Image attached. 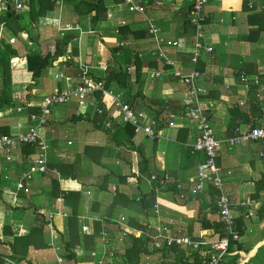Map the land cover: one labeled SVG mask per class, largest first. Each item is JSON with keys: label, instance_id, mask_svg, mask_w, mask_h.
I'll use <instances>...</instances> for the list:
<instances>
[{"label": "crops", "instance_id": "0c3cea01", "mask_svg": "<svg viewBox=\"0 0 264 264\" xmlns=\"http://www.w3.org/2000/svg\"><path fill=\"white\" fill-rule=\"evenodd\" d=\"M30 1L28 0V3ZM54 1L53 9L37 22H33L29 17L30 7L16 10V14L20 15L19 19L12 23L16 34L0 22V46L7 44L16 52V56L10 59L11 104L0 109V127L8 128L11 134L15 132L17 123H21L23 128L30 127L32 124L29 116L39 112L43 99L66 87L77 86L81 82L82 69L87 71L91 80L102 81L106 89L118 93L122 99L124 96L130 98L141 93L143 98L137 97L133 103L137 111L156 112L153 110L156 108V100L176 103L179 101L182 88L179 81L172 76V72L174 69L191 71L193 66L190 56L179 52L170 56L168 49H165V57L173 64L165 65L148 36L138 41L127 39L122 42L118 27L128 26L133 31H145L150 24L159 31L158 36L165 41H174L175 39H170L171 36L181 37L188 30L190 37L192 30L186 24L189 0H131L135 4L144 5L143 13L128 11L127 0L124 5L106 0V18L98 22L92 21L94 13H76V5L80 0ZM14 3V0H0V17H4ZM245 3L247 6L253 4L254 8L248 6L249 10L245 11ZM260 3L261 0H208L205 8L206 23L202 41L211 46L213 52L203 54L196 68L201 74L199 83L207 92L203 97L202 108L217 139L228 138L227 128L231 121L229 110L236 105L245 107L243 110L248 113L247 120L253 119L251 115L257 117L255 122L252 120L255 127L264 128V31L260 33L257 41H248L250 31L256 27L247 22L249 16L262 13L256 7ZM68 27L70 29H67ZM63 38L67 41L64 55L52 61L39 77L33 78L32 73L27 70V56H53L57 42ZM123 47L131 51L130 60L137 55L142 61L138 81H135V70L128 74L131 89L129 94L117 89L114 83L106 86L105 82L110 68H118L120 64L123 69L126 68V72L129 67H134L132 63L124 64L121 53L117 52L114 57L110 53L111 49ZM153 72L159 73L160 76L151 78L150 74ZM242 73L247 74L249 79L258 76L259 85L245 88L239 81ZM0 90H3L1 73ZM97 94L94 93V96ZM251 101H256L259 105V110L255 113L248 109L250 104L254 103ZM73 102L75 111L71 114L65 112L67 118L64 120L71 124L75 121L93 123L85 141L81 136L82 131L80 138L77 131V139L82 144L79 150L71 148L73 143L70 140L67 141L66 147L60 145L59 134L52 122L50 126L48 119L47 127L39 130L46 147L44 153L48 167L59 172L60 177L49 174L41 176L37 181L27 182L26 186L30 190L28 195L22 190L2 189L0 254L5 255V259L9 258L13 264H53L54 255L49 247L47 226L44 229L47 250L28 249L23 261L15 262L12 259L8 243L12 238L2 235L3 227L11 225L13 237L26 236L34 224L35 209L40 210L48 223L52 224L58 235V245L64 249L62 237L65 234L66 219L70 216L72 208L66 207L61 197H51L53 178L57 179L60 191L79 193L78 219L81 232L86 236L92 234L96 220L101 227L99 235L94 239V248L85 250L82 243L76 245L73 250L75 259L67 264H113L117 253L127 248L128 235L139 238L146 233L153 235L157 229L179 236L191 232L194 237H200L202 229L197 220L198 212L199 218L219 221L214 208L216 194L212 195L211 190L206 191L201 198H196L183 192H175L172 187L159 189L155 194L163 206L155 205L149 218H144L126 207L124 204L127 198L138 200L140 192H147L155 187L154 183L147 182V175H141L138 171L141 161L139 153L131 151L132 168L129 174L118 152L110 145L109 136L97 128L94 113L91 119L90 113L94 109L85 103L80 104L76 100ZM17 108L21 110L18 112ZM251 124L240 126V131H245ZM185 128L187 132H182V141L177 138L179 129L167 128L157 142L147 140L141 133L135 134L133 142L135 147L143 149L150 169L165 171L188 192L187 189L192 186L189 179L195 177V168L203 161V155L192 148L200 134L198 126L191 124ZM139 134L142 138L138 141ZM146 142L151 143L150 147ZM25 146L31 147L32 152L31 148L24 151ZM159 146L160 151H157ZM86 147L103 149L99 164L91 162L85 156ZM226 148L220 151L217 162L240 235L239 240L235 242L240 248L233 249V255L229 257L238 256L236 264H264V191L256 198L252 196L255 193V183L264 175V158L260 156V152L264 150V142L247 141L231 146L230 149ZM39 153L40 149L36 145H21L11 150L9 155L12 162H8L7 155L0 152L1 186L7 180L11 182L9 185L7 183L8 187L13 186V183L15 186L16 180L28 171L32 160ZM80 159L88 165H81ZM60 165L74 166L77 179L62 178L58 170ZM124 175L128 176L127 179L125 182L120 181L118 177ZM118 194L122 196L115 200ZM34 197H38L37 203ZM164 205L177 206L183 214L173 212ZM62 214L65 216H61ZM131 217L142 226L146 225L147 231L142 233L140 229L128 226L125 220ZM82 227L87 228V232H84ZM102 232L104 235H101ZM204 233L209 234L210 231L205 230ZM212 239L215 237L208 240ZM148 257L141 259L140 264L146 263L145 259ZM120 258L122 260L121 255ZM157 259L158 256L153 258L154 264L159 261ZM120 264H123V260Z\"/></svg>", "mask_w": 264, "mask_h": 264}, {"label": "trees", "instance_id": "16d2710c", "mask_svg": "<svg viewBox=\"0 0 264 264\" xmlns=\"http://www.w3.org/2000/svg\"><path fill=\"white\" fill-rule=\"evenodd\" d=\"M106 0H80L78 4L76 5V13L78 15H86L90 13H94V17L92 19L93 22H98L100 20H103L106 18ZM112 3L114 4H125V0H111ZM27 2V7L29 8V17L33 22H37L40 17H43L48 11L52 10L55 1L54 0H31L28 3ZM144 6V5H143ZM191 9V5L188 10V21L186 24L190 27V29L194 30L193 26L190 23V16L189 12ZM243 9L245 11L249 10L247 4H244ZM20 15L16 14V8L15 5L13 7L8 8V12L4 17H0V22L4 23V25L9 28L14 34H16V31L14 30L12 23L16 22L18 20ZM248 24L250 26H255L253 30L250 31L248 41L250 42H255L257 41L259 35L261 32L264 31V13L261 14H254L248 17L247 20ZM206 23V22H205ZM150 27V25H149ZM148 30H140V31H133L130 30L128 26H121L118 27V33L120 40L122 42H126L128 40L132 41H138L141 39H145L146 36H148L152 42L153 37L149 35ZM190 30V31H191ZM189 30L188 32L182 34V36L186 35L189 37ZM66 39L59 40L56 44V50L53 54V56L46 55L44 57H41L37 54H31L27 56V70L32 73L33 78L39 77L41 72L48 67V65L51 64L52 61H54L56 58L62 57L64 55V48L66 46ZM153 43V42H152ZM186 48L184 51H176L181 54H185L190 56V54L187 52ZM121 53L123 57V62L124 64H129L132 63L134 65V70H135V81H138L140 78V70L142 66V61L140 58H138L137 55L132 57V60H130V55L131 51L127 47L123 48H116V49H111L110 53L114 57L116 53ZM16 56V52L11 49V47L7 44L0 46V73H1V79H2V84H3V90H0V109L4 108L6 105L11 104V75H10V59L11 57ZM126 69V68H125ZM125 69L121 67V65H118V68H110V71L107 73V76L105 78L106 86L109 85V83H114L117 86V89L125 91L126 94H129L131 92V89L129 87V82H128V74L127 71L125 72ZM197 69V68H196ZM248 76L247 74H241V76ZM240 78V77H239ZM178 80V79H177ZM182 90H184L183 86L180 84ZM98 96V95H97ZM125 97V98H124ZM123 100L125 102H128L129 104L134 106V100L139 97H142L141 93H138L134 96H131L128 98V96H124ZM205 97V96H203ZM201 99V103L203 105V98ZM143 98V97H142ZM108 102V99H106ZM254 102V101H251ZM156 103V112H152L153 115L155 116L156 122H157V129H162L163 131L167 129V123H168V114L172 111L177 112L181 110L182 104L180 100L176 102H170V101H164V102H158L157 100L154 102ZM252 107V108H251ZM245 107H242L240 105H236L232 108H230L229 113H230V125L227 128L228 130V138L230 139L233 137H236L239 135L240 131V126L246 125L249 123H252L250 125L251 128H254L255 126L253 125L254 122L256 121L257 117H254L251 115L253 118L252 120H247L246 118L248 117V113L244 112ZM252 110L253 113L257 112L259 110V105L255 101L253 104L251 103L249 108ZM151 110V111H153ZM247 110V109H246ZM251 112V111H250ZM233 117V118H232ZM95 118L97 119V128L100 129V131L106 132V134L110 138V145L113 146V148L118 152V156L122 159L121 162L127 170V172L130 174L131 173V158L130 154L132 150H135L139 153V156L141 157V161L138 165V171L141 175H147V182L150 184V177L155 176L156 179L152 181L154 183L155 187L150 188L149 191L147 192H140L138 200L135 198L128 199L126 200V203L124 204L126 207L129 209H132L134 212L137 214L143 216L144 218H149L151 214V210H153V207L157 205L158 207H162L163 204L160 202L159 199L156 198L155 194V188L158 189H164L168 187H172V189L175 192H180V194H190V191L188 188V192H185V189L181 184H179L177 181H173L172 178L166 173L165 171H159L157 169H150L148 166V160L145 157V153L142 148L135 147L133 138L135 136V132L133 130V127L130 125H114L113 128L107 129L104 127V122L106 120L105 116H97L95 115ZM249 118V117H248ZM179 129L177 138L178 141H182V132L186 133V128L183 126H177ZM170 129V128H169ZM142 134V133H141ZM0 135H11L10 131L8 128L3 129V127H0ZM162 138V137H161ZM161 138H155L151 142H157ZM216 138V137H215ZM223 140V139H219ZM262 142V141H258ZM240 144V143H239ZM238 145V144H236ZM232 145V146H236ZM229 147L225 142L222 143L221 150L223 148ZM31 147L25 146L23 149L29 150ZM227 149V148H226ZM32 148L30 152H32ZM220 150V151H221ZM220 151L217 153V159L219 157ZM102 152L103 149L97 148V147H86L84 149V154L87 156L91 162L95 164H99L101 162L102 158ZM203 155V154H202ZM204 159V156H203ZM217 165L218 162H217ZM127 168V169H126ZM58 170L61 172V177L64 178L65 180L71 179V180H76L77 175L76 173L74 174L75 167L70 166V165H60L58 167ZM196 170V168H195ZM221 171V168H220ZM221 176V174H220ZM128 176H119L118 179L120 181H124L127 179ZM0 182V202L2 200V189L3 186H1ZM52 185V190H51V197L53 199L57 197H61L65 203L66 207L72 208V212L70 216L66 219V227H65V234L62 237V240L64 242V249L61 248L60 255L64 259V263L67 264V262L72 261L75 259V252L73 251L75 246L78 244H81L85 250H91L94 248V239L96 238L97 235H99L101 227L99 222L97 220L93 224V233L90 235H84L81 232V224L78 219V201H79V193L75 192H63L60 191L59 185L57 182V179L53 178L51 181ZM65 185V183H64ZM180 186V188H178ZM212 191V195L216 194V198L219 195L218 192L212 187V186H205V192L206 191ZM264 191V175L261 176V179L255 183V193L252 195L254 198L258 197L259 193ZM204 192V194H205ZM122 196L117 195L115 200ZM203 195L200 196H193L196 198H201ZM60 198V199H61ZM165 208L179 213L183 214L182 210L179 207L175 206H165ZM214 208L217 212L216 205L214 203ZM35 220L34 224L30 229V232L27 233L26 236H20V237H13V232H12V227L11 225L9 226H4L2 230V235L6 238L11 237L12 240L8 241L9 246H10V251L12 253V259L17 262V261H23L26 259L28 249H39V250H47L48 247L45 246V235H44V229L46 228L48 221L45 219L44 215L40 213V210L35 209V212L33 213ZM200 212L197 213V220L201 225V234L200 237H194L191 232L187 233L186 235H180L182 237L190 238L192 241H201L205 240L208 241L210 237H215V238H220L224 236L226 233L224 232L223 224L220 222L215 221H210L207 220L206 218H199ZM125 223L138 230L140 229L142 233H145L147 231V227L142 226L139 224L133 217L126 219ZM237 229V227H236ZM209 230V234H205L204 231ZM238 230V229H237ZM145 236H141L139 238H134L133 236L128 235L126 237V240L128 242L127 248L122 251L121 253H117L115 256V260L113 261V264H120V262L123 260V264H140L141 259L144 257L152 256L153 258H156L158 256L159 261H157L155 264H200V260L198 258V253L193 250H188L186 247L183 246H177L173 245L171 247H166L165 244L162 245L160 249H156L154 247V242L151 239L152 237L157 235V232L154 233L153 235L149 233L144 234ZM173 235H178V234H173ZM149 236V237H148ZM240 248L239 246L236 245L235 242L230 243V250L232 251L233 249H238ZM120 255L122 257V260H120ZM237 258L238 256H233V257H227L225 258L220 264H236L237 263ZM0 264H7L5 260V255L0 254ZM55 264V262H53Z\"/></svg>", "mask_w": 264, "mask_h": 264}, {"label": "built area", "instance_id": "2783aa9c", "mask_svg": "<svg viewBox=\"0 0 264 264\" xmlns=\"http://www.w3.org/2000/svg\"><path fill=\"white\" fill-rule=\"evenodd\" d=\"M27 0H14L16 10H23L27 7ZM191 9L189 12L190 23L194 30L191 32L190 37L184 35L174 41H165L158 36L159 31L153 28L150 24L148 33L153 37L152 42L158 52V57L164 60L165 65H173L165 57V49H180L185 50L190 54V63L193 69L189 72H183L174 69L172 76L178 79L179 83L183 86L184 90L181 92L182 104L181 110L177 112H170L168 114V123L166 128H178L177 126L188 127L191 124L198 126L200 134L196 137L192 148L195 152L203 154L204 159L196 166V175L194 178L189 179L192 186L189 191L193 196L204 195L205 186H212L217 192L218 196L215 200L217 208V215L223 224L224 236L212 240L192 241L190 238L173 235L168 232H162L163 229H157V235L151 239L154 242V247L160 249L163 244L166 247L173 245L186 247L188 250H193L198 253L200 264H220L225 258L232 256L233 252L230 250V243L239 240L240 235L236 229L234 216L231 212V202L224 190L223 180L220 176V167L217 165V153L221 150L222 143L232 146L239 143L251 142H264V128L247 126L245 131H241L238 136L219 140L215 138L214 133L208 122L205 110L202 108L201 99L207 95L206 90L200 85L201 74L196 69L197 64L201 60L203 54H211L213 49L208 46L203 39V32L206 22L205 8L208 0H189ZM128 11L143 13L144 8L140 4H135L131 0H127ZM249 8H254L253 4L248 5ZM256 7L264 13V0ZM67 29H70L68 27ZM134 71V67L127 69V74ZM160 74L153 72L150 74L151 78H157ZM240 83L248 88L251 85H259V77L253 76L249 79L247 76H240ZM96 95V103H92L94 93ZM85 103L88 107H95L94 114L97 116H105L104 127L107 129L113 128L114 125H130L136 133H142L143 136L152 141L155 138L162 137V129H157V122L155 116L150 112L137 111L135 107L128 102H125L121 95L108 90L104 87L102 81L91 80L85 69H82L81 82L73 87H66L63 90L56 91L51 95L45 97L39 106V112L29 116L31 126L23 128L21 123H17L11 135H0V152L5 153L8 162H12L9 153L12 149L21 145L37 146L40 153L32 160L28 171L23 173L20 178L16 180L14 189L15 191L22 190L26 195L30 190L26 183L34 180L35 176H46L52 174L57 178L60 177L59 172L48 167L46 156L44 153L45 146L44 140L39 135V130L47 123V119L51 114V108L58 104L68 103L71 100ZM108 99V102L106 101ZM21 109L17 108L19 112ZM260 156L264 158V150L260 152ZM156 177H150V181H154ZM180 188V186H178ZM5 189L3 188V191ZM156 192L158 188L154 189ZM61 216H65L62 214ZM49 231V247L54 255L55 264H65L63 257L60 255L61 247L58 245V235H56L51 223L47 224ZM84 232L87 228L82 227ZM104 235V232L101 233ZM7 264H13L9 259H5Z\"/></svg>", "mask_w": 264, "mask_h": 264}, {"label": "rangeland", "instance_id": "374dc122", "mask_svg": "<svg viewBox=\"0 0 264 264\" xmlns=\"http://www.w3.org/2000/svg\"><path fill=\"white\" fill-rule=\"evenodd\" d=\"M170 39L177 40V39H179V37L177 38L176 36H171ZM166 49H168L167 51H168L170 56H172L174 52L180 51V49H172V48H170V49L166 48ZM181 98H182V95L179 94V100H181ZM92 103L93 104L96 103V96H94L92 98ZM95 107H93V109ZM73 108H74L73 99L68 103L55 105L54 107L51 108V114L48 118V121H49V123L52 122L54 124L55 131L59 134V138H60L59 144L60 145L65 146L67 144V141L70 140L73 143L71 148L72 149L77 148L79 150L82 147V144H80L79 140L77 139V135H76L77 131H78V137L79 138H80V133L82 131L81 136L83 137V139L85 141L87 139V134H88L89 130L92 129L93 123L91 122L92 123L91 124L90 121L89 122L75 121L71 124L69 121H65L64 119L67 118L65 112H67L69 114L74 113L75 110H73ZM93 113H94V111L90 113L91 119H93ZM68 120H69V118H68ZM48 121H47V125L49 124ZM86 121H88V120H86ZM52 123H50V126L52 125ZM47 125L44 127H47ZM74 126H78V127L75 128ZM78 128H79V130H78ZM141 138L142 137L140 134L137 135L138 141ZM150 144L151 143L146 142V145L148 147H150ZM160 148H161V146H159L157 148V151H160ZM80 164L81 165H88V163L86 161L83 162L81 159H80ZM40 178H41V176H35L34 181H37ZM7 183H8V185L11 184L10 180L9 181L7 180L6 183L3 182V188L4 189H6V190L14 189V183H13V186H9V187H8ZM36 198H38V197H36ZM36 198L34 197V200L37 203L38 199H36ZM32 199L33 198L31 197L30 200L32 201ZM145 260H146V263L148 262L147 264H154V260H153L152 256L146 258ZM146 263H142V264H146Z\"/></svg>", "mask_w": 264, "mask_h": 264}]
</instances>
